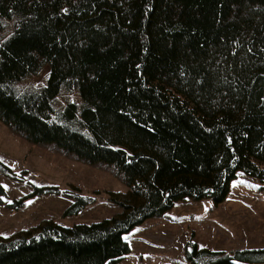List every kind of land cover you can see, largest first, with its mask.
Returning <instances> with one entry per match:
<instances>
[{
	"label": "trees",
	"instance_id": "obj_1",
	"mask_svg": "<svg viewBox=\"0 0 264 264\" xmlns=\"http://www.w3.org/2000/svg\"><path fill=\"white\" fill-rule=\"evenodd\" d=\"M0 120L127 185L112 218L0 237V264H116L124 235L178 200L220 203L239 171L264 185V0H0ZM73 195L66 214L95 200ZM186 257L264 264V248L190 241Z\"/></svg>",
	"mask_w": 264,
	"mask_h": 264
},
{
	"label": "rangeland",
	"instance_id": "obj_2",
	"mask_svg": "<svg viewBox=\"0 0 264 264\" xmlns=\"http://www.w3.org/2000/svg\"><path fill=\"white\" fill-rule=\"evenodd\" d=\"M48 72L46 68L29 84H43ZM0 161L15 174L0 173L5 191L0 199V237L33 229L47 220L72 227L100 222L122 211L111 193L125 192L127 185L113 166L80 160L53 144L30 142L1 120ZM45 186H56L61 192L31 197L15 210L16 201ZM77 193L95 200L80 213L66 214ZM124 237L130 251L116 264H191L186 257L190 241L216 251L264 248V185L239 171L222 202L186 197Z\"/></svg>",
	"mask_w": 264,
	"mask_h": 264
},
{
	"label": "snow or ice",
	"instance_id": "obj_3",
	"mask_svg": "<svg viewBox=\"0 0 264 264\" xmlns=\"http://www.w3.org/2000/svg\"><path fill=\"white\" fill-rule=\"evenodd\" d=\"M65 12H67V9H64ZM0 199H3V197H0ZM10 203V201H9ZM29 203H32L31 201H29Z\"/></svg>",
	"mask_w": 264,
	"mask_h": 264
}]
</instances>
